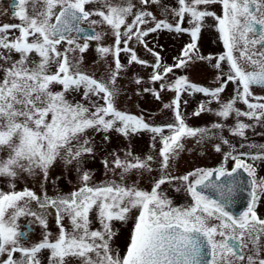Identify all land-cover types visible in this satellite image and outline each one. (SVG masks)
I'll return each instance as SVG.
<instances>
[{
  "label": "snow or ice",
  "instance_id": "obj_1",
  "mask_svg": "<svg viewBox=\"0 0 264 264\" xmlns=\"http://www.w3.org/2000/svg\"><path fill=\"white\" fill-rule=\"evenodd\" d=\"M176 2L178 7L171 12L178 20L172 24L157 20L151 11L138 10L132 0H13L12 15L19 23L0 25V153H5L0 156V179H6L12 189L25 174L39 175L46 183L50 170L61 163L77 172L80 186L54 196L44 191L42 197L29 188L0 190V264H42L44 251L49 253L48 264H264V219L255 210L264 203V177H258L256 170V162H264V144L241 142L237 147L223 136L227 129L233 137L247 141V130L254 125L241 117L264 127V96H254L251 90L264 89V0ZM138 3L159 4L160 0ZM216 4L221 6L220 15L208 10ZM168 11L163 10L165 15ZM207 18L214 21L224 48L217 57L200 55L197 47ZM186 19L190 28L182 27ZM150 23L153 26L148 27ZM13 30L18 35L10 38ZM160 30L190 33L192 42L174 66L163 65L159 53L148 48L145 38ZM109 34L111 46L103 43ZM92 41L97 42L95 51L102 61L113 58L107 82L81 70ZM132 41L154 55L155 63L140 60L129 47ZM121 52L130 54L129 63L152 67L150 82H161V91L175 93L171 103L163 106L172 110L174 123L153 125L143 116L116 108L119 90L114 86L124 68ZM212 59L217 69L222 63L228 66L227 73L217 77L219 87L199 86L187 77L163 82L173 67ZM228 82L236 85L235 95L221 101ZM144 91L160 99L154 89ZM195 93L211 97L207 103L215 101L219 108L213 110L201 102L193 115L214 111L225 123L216 122L210 128L190 126L181 108L188 101H182V96ZM237 103L246 110L236 107ZM233 117L235 123L227 125ZM90 131L103 133L105 141L110 132L126 138L151 133L153 147L160 145L157 162L161 169L151 190L141 188L138 181L129 184L127 179L133 172L150 173L156 158H140L131 151L124 159L114 156L111 167L109 161L103 162L113 175L119 170L118 179L93 184V174L84 170L85 157L95 155ZM217 138L220 143L213 148L222 155L218 167L171 174L172 163L185 151V140L202 145ZM174 181L181 183L191 203L177 206L167 196L162 185ZM245 183L248 202L244 210L234 213L230 210L233 197L238 189L244 190ZM33 202L41 211L33 209ZM48 208H54L57 215L59 233L54 239L48 231ZM22 217L33 218L27 228L38 223L43 230L42 239L31 246H26L30 237L19 223ZM65 219L70 230L64 227ZM129 220L133 227L121 254L112 246L118 235L114 224ZM94 222L99 223L98 229H92Z\"/></svg>",
  "mask_w": 264,
  "mask_h": 264
},
{
  "label": "rangeland",
  "instance_id": "obj_2",
  "mask_svg": "<svg viewBox=\"0 0 264 264\" xmlns=\"http://www.w3.org/2000/svg\"><path fill=\"white\" fill-rule=\"evenodd\" d=\"M113 3H120L122 0H112ZM138 10L143 9L151 11L157 20L167 19L169 23L175 24L178 18H174L171 12L172 8L178 7L176 0H160L159 4L140 5L138 0H132ZM99 7V6H97ZM167 8L169 11L164 14L163 10ZM208 10L215 12L217 15L221 14V6L219 4L208 6ZM7 1L0 0V25L5 23L17 24L19 20L13 18ZM98 19V17H93ZM129 18V22H130ZM214 21L212 18H207L205 26L203 27L199 39L197 40V47L199 54L203 56L217 57L224 52L222 42L218 38V32L213 27ZM153 26L151 23L148 27ZM184 28H190L191 25L187 23V19L182 24ZM97 31H101V28L97 27ZM18 35V32L13 30L10 33V38L13 35ZM148 42V48L154 52L159 53L161 62L165 66H174L178 59L181 57L184 47L191 43L190 33H175L167 30H160L155 33H151L145 38ZM83 41L81 40V43ZM108 46L113 44V37L109 34L106 36L103 42ZM97 46L96 41L90 42V49L84 54V61L81 65V70L89 75H95L98 80L103 78L105 82L109 77V66L114 67L113 58L109 56L107 62L102 61L95 51ZM134 49L137 57L140 60L147 61L149 65L154 64L156 57L147 51L139 43L132 41L129 45ZM18 58V57H15ZM130 54L121 52L120 62L124 65L123 70L119 73V76L115 83V88L119 90V94L115 100V106L117 109L130 113L136 116H143L145 120L153 125H165L174 123V115L171 109H165L164 104H170L173 100L175 93L169 90H160L161 82H150V76L153 73V68L138 63H129ZM216 63L215 59L212 60H194L187 64L183 68L173 67V72L169 73L165 77L164 83L171 84L179 77H187L188 80L199 86H203L209 89L219 87L220 84L217 81V77L227 73L228 66L226 63H222L220 69L214 67ZM139 79L141 83L137 84L135 81ZM112 87V85H109ZM145 88L154 89L159 92L160 99H156L152 92H145ZM236 85L228 82L224 92L220 94L221 101H228L235 95ZM59 90L55 88L54 91ZM254 96H264V89L253 87ZM71 98V97H70ZM76 99H79L77 96ZM187 100V105H181L182 111L186 114V122L192 127H208L210 128L213 123L220 122L225 123L219 117L215 116L213 112H202L199 116H194L193 112L196 111L201 102H205L207 107L216 110L219 108V104L215 101L207 103L211 100V97L205 96L202 93H195L192 95H183L182 101ZM236 107L246 110V106L242 103H237ZM245 123L253 124L254 127L247 130V141H241L238 137H233L225 129L223 132L224 138L228 139L232 144L239 145V143H257L264 144V127L256 124L255 121H249L246 117H241ZM227 125H233L235 118H229L226 121ZM94 140L95 155L85 157L84 170L90 171L93 174L92 183L99 184L105 180L118 179L119 170L116 175L109 172L105 166L104 161H109V167L112 166V160L114 156H119L121 159L125 158V154L129 151L135 156L145 158L148 155H152L156 158L152 162V171L136 173L133 172L127 179V183L131 184L134 181L139 182V186L145 190H151V187L156 179L161 175V169L158 157V149L160 145L158 143L153 147V141L151 139L152 134L147 132L138 133L130 138H126L116 132H110L108 135L110 139L104 140L103 133L89 132ZM185 151L172 163L169 171L174 176H181L188 172L193 171L196 168L212 169L218 167L222 160L221 153L214 151L213 144L220 143L217 138L212 141H206L204 144H197L194 139H187L184 141ZM227 150V146H223ZM240 151H247V149H239ZM5 153H0V156H4ZM252 163V161H248ZM231 164L228 165V167ZM256 170L258 177H264V162H256ZM60 179H57V178ZM15 189H12L9 182L6 179H0V190L9 192L12 190L20 191L24 188H29L37 193L38 196H43V192L46 191L49 196L59 194H68L80 186L78 174L75 170L65 167L61 163H57L49 172L47 182L45 183L41 176L35 177L22 175L16 182ZM43 184V188L41 185ZM164 192L177 206L186 205L191 203L190 197L184 191L179 181H174L170 184L162 185ZM180 189L177 191V189ZM33 209L41 211L33 202ZM257 215L264 219V203H259L256 206ZM133 217L136 215L134 212ZM33 218L22 217L19 223L25 226V230L29 231V237L27 239L26 246H31L42 239L43 230L37 224H34L30 229L27 228V224ZM47 221L48 231L52 233L51 238H55L59 233V227L57 225V215L54 208L47 209ZM64 227L71 229V225L68 220L63 221ZM92 229H98L100 227L98 222L92 224ZM133 227L132 220L127 223L115 222L114 229L118 230V235L114 238L113 248L118 249L121 254L126 251V245L129 242V237ZM49 253L47 251L42 252L41 261L42 264H48L47 257ZM3 259V257H0ZM72 264H77L73 261Z\"/></svg>",
  "mask_w": 264,
  "mask_h": 264
},
{
  "label": "water",
  "instance_id": "obj_3",
  "mask_svg": "<svg viewBox=\"0 0 264 264\" xmlns=\"http://www.w3.org/2000/svg\"><path fill=\"white\" fill-rule=\"evenodd\" d=\"M4 2L7 1L8 3V6L10 8V11L13 13L14 9L12 7V2L13 0H3ZM87 25H85L86 27ZM231 168V167H230ZM229 168V169H230ZM241 178L244 180V181H247L248 177L246 174H244L243 172H241ZM243 191H240L239 189L237 190L235 196L233 197L234 199V204L232 206V208L230 209L232 212L234 213H238L242 210H244V208L246 207V204L248 202V187H247V184L245 183L244 186H243Z\"/></svg>",
  "mask_w": 264,
  "mask_h": 264
}]
</instances>
